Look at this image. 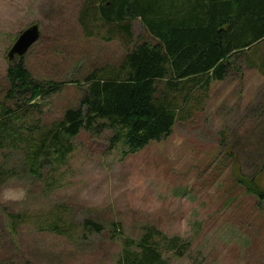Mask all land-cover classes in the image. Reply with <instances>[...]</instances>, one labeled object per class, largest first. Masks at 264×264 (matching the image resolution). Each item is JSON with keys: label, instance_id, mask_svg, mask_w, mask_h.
<instances>
[{"label": "rangeland", "instance_id": "374dc122", "mask_svg": "<svg viewBox=\"0 0 264 264\" xmlns=\"http://www.w3.org/2000/svg\"><path fill=\"white\" fill-rule=\"evenodd\" d=\"M87 2L0 0V85L9 86L8 68L20 60H9L13 44L39 25L41 37L23 60L38 81L61 83L41 99L49 123L80 106L92 71L119 64L130 46L152 39L137 19L132 43L87 36L80 24ZM236 61L190 121H178L169 137L136 154L125 156L124 144L110 147V130H84L67 161L41 178L10 167L0 176V262L115 264L123 239L156 227L191 243L183 257L165 254L172 264H264V199L258 203L234 182V171L257 173L253 160L264 165V70L249 67L244 56ZM10 214L22 216L16 231ZM87 218L103 231L84 228ZM57 221L72 236L47 229Z\"/></svg>", "mask_w": 264, "mask_h": 264}, {"label": "trees", "instance_id": "16d2710c", "mask_svg": "<svg viewBox=\"0 0 264 264\" xmlns=\"http://www.w3.org/2000/svg\"><path fill=\"white\" fill-rule=\"evenodd\" d=\"M80 16L87 36L100 35L106 41L121 37L132 43L137 19L152 39L130 46L119 64L92 71L80 106L50 123L41 99L61 83L38 81L23 58L10 66L9 86L3 90L0 85L3 179L13 172L10 167H22L35 179L47 167L54 171L74 152L73 139L84 130H110V147L124 144L125 156L136 154L169 137L178 121H190L194 111L205 106L213 82L226 80L239 67L236 57L244 56L249 67L264 70V0H88ZM253 164L257 173L234 171V182L260 203L264 188L258 178L264 165L256 160ZM9 217L16 231L22 216ZM83 226L104 229L90 218ZM47 229L72 236L59 221ZM190 248V241L148 227L139 239H123L115 264H172L166 253L183 257Z\"/></svg>", "mask_w": 264, "mask_h": 264}, {"label": "water", "instance_id": "95a60500", "mask_svg": "<svg viewBox=\"0 0 264 264\" xmlns=\"http://www.w3.org/2000/svg\"><path fill=\"white\" fill-rule=\"evenodd\" d=\"M41 31L39 25H32L24 30L8 53L9 60L23 57L29 49L40 39Z\"/></svg>", "mask_w": 264, "mask_h": 264}]
</instances>
